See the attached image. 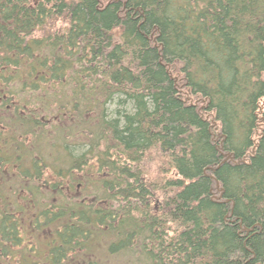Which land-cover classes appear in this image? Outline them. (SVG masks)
<instances>
[{"label": "trees", "instance_id": "1", "mask_svg": "<svg viewBox=\"0 0 264 264\" xmlns=\"http://www.w3.org/2000/svg\"><path fill=\"white\" fill-rule=\"evenodd\" d=\"M11 260L264 264V0H0Z\"/></svg>", "mask_w": 264, "mask_h": 264}, {"label": "rangeland", "instance_id": "2", "mask_svg": "<svg viewBox=\"0 0 264 264\" xmlns=\"http://www.w3.org/2000/svg\"><path fill=\"white\" fill-rule=\"evenodd\" d=\"M41 236H42V239L39 240L40 243H36L37 244V251L40 250V247L42 245L45 246V244H47V241L50 238L49 231H45L43 234H41ZM28 241L29 240L27 239L26 242H28ZM15 252H18V256H20L22 254V256L26 257L27 256L26 253L28 254L30 251L28 249L24 250V249L20 248L19 250L16 249ZM37 260H38V258H37ZM37 260L35 259V261H37ZM12 262H13L12 264H20L18 260L17 261H12ZM7 264H9V263H7ZM27 264H29V263H27ZM39 264H45V263L39 262Z\"/></svg>", "mask_w": 264, "mask_h": 264}]
</instances>
